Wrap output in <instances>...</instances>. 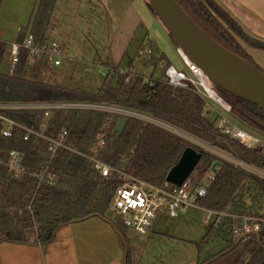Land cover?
Here are the masks:
<instances>
[{
	"label": "trees",
	"instance_id": "trees-1",
	"mask_svg": "<svg viewBox=\"0 0 264 264\" xmlns=\"http://www.w3.org/2000/svg\"><path fill=\"white\" fill-rule=\"evenodd\" d=\"M55 0H36L29 23L19 29L16 44L28 35L34 42L44 43L50 25ZM193 23L213 41L244 59L260 72L264 71L251 59L234 36L254 49L264 51V44L246 35L238 23L215 0H175ZM2 0H0V8ZM151 11L155 15L151 8ZM156 16V15H155ZM157 17V16H156ZM172 39V38H171ZM7 43L0 40V67ZM176 45V49H177ZM26 51L20 50L12 75L0 73L1 103H97L122 107L148 114L183 133L231 153L264 173V156L237 148L228 140L218 138L215 118L205 110V101L192 88L169 86L164 74L157 80L141 75L117 73L113 67L110 80L105 81L95 94L81 90L50 85L45 81L41 67L28 66ZM152 67L163 62L160 54ZM116 77L115 84L112 80ZM219 97L230 106L228 114L258 135H264V112L258 107L237 99L214 87ZM216 92V91H215ZM3 116L24 128L42 133L49 139H58L72 151L59 148L54 153L50 145L20 128H13L5 138L0 122V243L39 244L53 241L56 231L70 223L91 217L112 223L118 233L125 231L114 222L110 202L120 180L115 173L107 178L93 169L84 156H95L114 170L161 186L170 169L182 153L191 148L200 154L192 176L198 181L208 173L215 162L214 179L198 206L221 213H246L264 217V180L244 172L188 141L144 121L126 118L123 132L114 131L121 118L109 112L94 110H23L5 111ZM232 149L241 155L232 153ZM15 151L21 157L23 174L19 177L6 167L7 156ZM173 189V187H172ZM241 222L222 218L211 225L203 241L197 244L198 257L213 238H220L224 247L216 254L196 264H264V223L257 234L245 237L232 235ZM126 253V252H125ZM126 253L125 263L128 264Z\"/></svg>",
	"mask_w": 264,
	"mask_h": 264
},
{
	"label": "rangeland",
	"instance_id": "rangeland-1",
	"mask_svg": "<svg viewBox=\"0 0 264 264\" xmlns=\"http://www.w3.org/2000/svg\"><path fill=\"white\" fill-rule=\"evenodd\" d=\"M24 3V0H3L0 8V39L7 43L1 74L8 73L10 46L17 39L20 24L26 22L24 8L28 3ZM46 38L60 51L59 66L41 68L50 85L95 94L105 81L110 80L107 75L113 67L119 74L141 75L145 80L159 79L167 66L190 76L175 42L151 11L148 0H55ZM234 38L264 71V57L259 52L262 50L251 54L253 47L236 36ZM160 54L163 62L152 67L154 60L151 58L156 59ZM36 66L41 67V64ZM115 80L116 77L112 84ZM203 100L212 119L224 117L264 141V135L256 134L215 102L206 96ZM112 219L120 223L113 212ZM213 220L214 217L205 210L190 209L173 218L164 215L146 235L124 229L120 240L128 255V264H196L198 260L218 253L224 243L217 237L205 245L199 257L197 253V244L203 241Z\"/></svg>",
	"mask_w": 264,
	"mask_h": 264
},
{
	"label": "built area",
	"instance_id": "built-area-1",
	"mask_svg": "<svg viewBox=\"0 0 264 264\" xmlns=\"http://www.w3.org/2000/svg\"><path fill=\"white\" fill-rule=\"evenodd\" d=\"M20 50L26 51L28 56V66L44 64L45 66L52 65L57 67L60 64L58 60L60 57V51L55 43L49 41L44 43H36L34 42L33 36L28 35L26 38H24L21 44H11L9 51L10 59L8 62L9 69L6 75H12L14 69L16 68ZM177 52L180 55L185 68L190 73V76H186L185 74L176 71L173 67L167 66L164 71L166 83L173 88L185 89L190 86L196 95L200 96L202 99L204 96H206L208 99L215 102L223 111L229 113L230 107L225 102L224 104L226 106L222 105L221 102H216L217 100L211 96L209 91L202 83L200 76L206 79L210 89H212L217 95L211 82L200 72L198 68L186 61L180 49L177 48ZM110 74L111 71L107 77H110ZM72 109L104 111L113 115H117L121 118H134L144 121L188 141L194 146H197L200 149L213 154L217 158L227 162L237 169L255 175L264 180V173L262 171L247 164L239 157L231 153L224 152L209 144L197 140L148 114L105 104L0 102V122H2L4 125V129L2 130L1 134L3 137L8 138L11 136V131L13 128H20L26 132L24 140H26L29 135H34L40 139H43L50 145L49 150L52 153H54L59 148L74 152L62 143L63 138L66 135L64 132L56 140L49 139L42 133L34 132L30 129L24 128L15 121L1 114L5 111L40 110L45 111L46 116L48 112L52 110ZM205 110L209 111L208 105L206 103ZM214 127L217 131L218 138L222 140H228L230 144H233L237 148L245 149L250 152H258L260 155L264 156V141L239 129L228 119L224 117H217ZM79 155L86 158L93 166V169L102 177L107 178L112 172L117 175L118 179L120 180V184L116 188L111 199L110 209L114 216L118 217L121 225L124 228L129 229L137 234L146 235L148 231L152 229L154 223L166 214L173 218L179 213H185L190 209H202L207 211L209 215L214 217L212 222L213 225H217L222 218L239 220L241 222V226L232 230V235L238 237L257 234L260 230V224L264 223V217L262 216L257 217L243 212L221 213L207 210L198 206V201L205 196L209 183L214 179L212 172L206 174L201 181H198L194 176L190 175L180 187H174L166 181H164V183L158 187L151 185L141 179L127 175L123 172L113 170L103 162L97 160L95 156ZM6 167L16 178L23 174L21 157L17 152L10 151L8 153Z\"/></svg>",
	"mask_w": 264,
	"mask_h": 264
},
{
	"label": "water",
	"instance_id": "water-1",
	"mask_svg": "<svg viewBox=\"0 0 264 264\" xmlns=\"http://www.w3.org/2000/svg\"><path fill=\"white\" fill-rule=\"evenodd\" d=\"M172 40L189 63L194 65L211 82L227 94L246 101L264 112V74L244 59L231 53L203 33L175 0H148ZM220 103L221 100L216 101ZM126 118H120L114 131L123 132ZM241 155L238 150L232 153ZM201 155L187 148L170 169L165 181L180 187L192 174ZM220 166L215 162L210 171Z\"/></svg>",
	"mask_w": 264,
	"mask_h": 264
},
{
	"label": "crops",
	"instance_id": "crops-1",
	"mask_svg": "<svg viewBox=\"0 0 264 264\" xmlns=\"http://www.w3.org/2000/svg\"><path fill=\"white\" fill-rule=\"evenodd\" d=\"M24 1V4L28 3L24 8L27 12L26 22L24 25L20 24L18 32L31 20L36 4V0ZM215 1L248 35L264 42V0ZM252 51L251 54L258 53L259 50ZM259 52L264 57V52ZM121 235L123 233L115 231L111 222L91 217L60 227L53 241L45 246L0 243V264H126Z\"/></svg>",
	"mask_w": 264,
	"mask_h": 264
},
{
	"label": "bare ground",
	"instance_id": "bare-ground-1",
	"mask_svg": "<svg viewBox=\"0 0 264 264\" xmlns=\"http://www.w3.org/2000/svg\"><path fill=\"white\" fill-rule=\"evenodd\" d=\"M185 59H186V58H185ZM186 61H187V59H186ZM200 77H201L202 83L204 84V86L206 87V89L209 91V93L211 94V96H212L213 98H215L217 101L221 100V98L218 97V96L213 92L212 89H210L209 84L207 83L206 79L203 78L202 76H200ZM221 104L224 105V106H226V105L224 104V101H222V100H221Z\"/></svg>",
	"mask_w": 264,
	"mask_h": 264
}]
</instances>
